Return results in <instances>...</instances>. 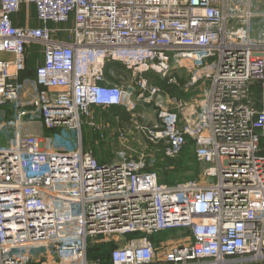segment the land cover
I'll return each instance as SVG.
<instances>
[{"label": "built area", "instance_id": "obj_1", "mask_svg": "<svg viewBox=\"0 0 264 264\" xmlns=\"http://www.w3.org/2000/svg\"><path fill=\"white\" fill-rule=\"evenodd\" d=\"M33 7L37 24H23L20 12ZM252 8L0 0V264H101L89 256L98 237L114 246L109 264H264V4ZM69 20V29L49 24ZM32 44L40 61L25 77ZM107 62L167 84L183 68L186 87H205L177 109L162 107L159 87L137 76L134 98ZM139 100L158 108L138 130L169 157L190 140L201 180L162 181L141 157L102 163L83 148L82 115L134 112ZM172 229L176 236L152 239Z\"/></svg>", "mask_w": 264, "mask_h": 264}, {"label": "rangeland", "instance_id": "obj_2", "mask_svg": "<svg viewBox=\"0 0 264 264\" xmlns=\"http://www.w3.org/2000/svg\"><path fill=\"white\" fill-rule=\"evenodd\" d=\"M253 4L257 7L256 9L261 10L263 8L264 0H252ZM32 7V6H31ZM253 9V8H252ZM256 9H253L254 11ZM22 18L27 20L23 21V24L35 25L36 11L35 8H25L20 12ZM62 28L69 29L72 26V20L66 23L53 24ZM233 21H229V25H232ZM61 36L66 38L67 32H61ZM29 51L26 71L24 76L28 77L31 75V70L40 61L37 53L38 46L32 44L28 46ZM172 64V63H171ZM117 73L121 77L117 81L129 86L133 91V97L136 98L139 93L137 89V76H143L147 78V81L153 83L159 87L160 91L156 96V103H159L162 107L170 109H177L178 106L184 102L190 101L195 97H198L205 87V83L195 84L193 86L186 87L185 80L188 78V72L183 68H177L176 82L167 84V78L162 79L159 75L153 72H137L136 75H132L130 70L123 67L117 68ZM175 75V73L171 74ZM183 80L181 83L179 80ZM153 100L144 102L139 100L137 108L134 112H131L129 118L120 120L118 117V108L116 107H93L91 116L86 120L82 115V128H81V141L83 148L89 152H92L102 163L111 162L118 155H123L126 158H137L141 157L146 160V165L149 169L157 171L160 179L166 182L184 181V180H201V164L195 158L192 143L190 140L187 141L184 149L176 156L169 157L163 152L162 146L154 144L138 130V126H150L155 122L157 116L156 104ZM122 127L127 128V133L124 134V139L119 138ZM121 128V129H119ZM9 136L12 135V129L7 133ZM69 134L72 131L69 130ZM61 143L67 146V141L62 138ZM214 177H210L208 181L213 182ZM177 230H165L160 231L157 234L152 235V239H167L176 236ZM138 234H128L126 237L136 236ZM104 245L102 250L109 249V243L105 242V238H95L91 240L90 244ZM95 248V246L93 247ZM96 249V248H95ZM98 249H96L97 251ZM15 254H18L19 250H13ZM45 252L44 248L37 250L34 255L38 256ZM93 252V251H92ZM97 257V256H96ZM91 257V258H96Z\"/></svg>", "mask_w": 264, "mask_h": 264}, {"label": "trees", "instance_id": "obj_3", "mask_svg": "<svg viewBox=\"0 0 264 264\" xmlns=\"http://www.w3.org/2000/svg\"><path fill=\"white\" fill-rule=\"evenodd\" d=\"M34 25V24H33ZM36 25V24H35ZM27 60H28V58H27ZM105 68H106V71H108L110 68H112V69H117L118 67H117V65L116 64H114L113 62H107V64H106V66H105ZM26 71V70H25ZM24 74H25V72H24ZM181 83H184L183 82V80H179ZM186 81V80H185ZM116 108H118V117H119V119L120 120H123V119H127V118H129V116H130V114H132L130 111H127L126 109H124V108H122V107H116ZM119 129H121V128H119ZM125 129H127V128H124V127H122V130H125ZM199 163V162H198ZM108 244V243H107ZM95 246V248L96 249H98L97 251H96V249L95 248H93ZM104 247V245H101V244H94L93 246L91 245V244H89V256L90 257H96V256H99L100 257V259L102 260V263L101 264H109V261H108V255H109V252H110V250H111V248H113L114 246H113V244H111V243H109V249L108 250H102L103 249V247ZM93 251V252H92ZM31 264H41V263H31Z\"/></svg>", "mask_w": 264, "mask_h": 264}, {"label": "crops", "instance_id": "obj_4", "mask_svg": "<svg viewBox=\"0 0 264 264\" xmlns=\"http://www.w3.org/2000/svg\"><path fill=\"white\" fill-rule=\"evenodd\" d=\"M39 59H40V57H39ZM39 63V62H38ZM34 68H35V66L32 68V70H31V74H32V72H33V70H34ZM36 132H40V130L39 129H37V130H35Z\"/></svg>", "mask_w": 264, "mask_h": 264}]
</instances>
